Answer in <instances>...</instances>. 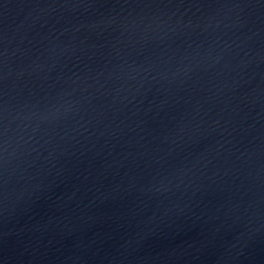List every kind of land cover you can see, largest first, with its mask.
<instances>
[{"label":"water","instance_id":"95a60500","mask_svg":"<svg viewBox=\"0 0 264 264\" xmlns=\"http://www.w3.org/2000/svg\"><path fill=\"white\" fill-rule=\"evenodd\" d=\"M0 264H264V0H0Z\"/></svg>","mask_w":264,"mask_h":264}]
</instances>
